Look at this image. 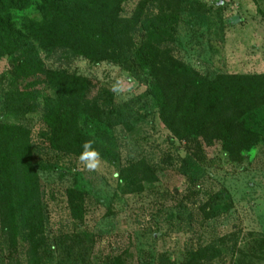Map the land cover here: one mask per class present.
<instances>
[{
    "label": "rangeland",
    "instance_id": "374dc122",
    "mask_svg": "<svg viewBox=\"0 0 264 264\" xmlns=\"http://www.w3.org/2000/svg\"><path fill=\"white\" fill-rule=\"evenodd\" d=\"M140 1L125 0L122 13L130 16ZM163 1L148 2L138 25L142 33L138 29L137 36L133 34L136 46L120 65L94 63L65 51L51 54L35 43L45 65L87 76L93 83L90 96L103 97L106 90L112 103L102 118L82 116L78 122L98 147L101 164L95 171L85 169L75 155L44 146L38 113L22 120L36 142L33 161L41 183L45 227L36 252L21 240L18 251L9 253L0 236V264H102L115 255L124 264H183L188 251L209 244L214 245L215 256L199 264H243L231 248L232 239L237 235L238 245L247 244L241 248L246 254L256 235L264 233V105L238 120L259 137L243 152L245 170L234 171L220 152L203 163L187 159L182 143L171 141L159 119L143 82L146 62L136 50ZM178 1V20L167 28L168 46L187 69L209 78L264 72V0ZM14 14L16 19L39 18L35 3ZM14 88L3 57L0 120L10 123L20 122V117L2 112L1 107L5 93ZM54 95L45 90L38 100ZM140 160L163 168L159 181L132 184L119 178L117 171ZM253 264L264 260L254 259Z\"/></svg>",
    "mask_w": 264,
    "mask_h": 264
},
{
    "label": "trees",
    "instance_id": "16d2710c",
    "mask_svg": "<svg viewBox=\"0 0 264 264\" xmlns=\"http://www.w3.org/2000/svg\"><path fill=\"white\" fill-rule=\"evenodd\" d=\"M124 1L0 0V59L6 58L10 81L15 84L5 93L1 110L21 120H0V236L9 253L18 251L21 240L34 246L30 250L36 252L45 227L41 183L33 161L36 142L22 120L38 113L44 146L79 157L83 143L92 141L79 129L80 117L100 119L112 103L106 90L103 97L90 96L93 83L87 76L45 65L35 43L51 54L65 51L94 63L123 64L136 46L133 34L136 37L138 29L142 33L138 25L146 6L154 0H141L130 16L122 13ZM34 3L39 18L14 17L16 11ZM178 7V0L163 1L150 28L138 39L136 50L146 62L144 85L171 141L182 143L187 159L203 163L220 152L234 171H243V152L259 137L238 120L264 105V72L221 73L209 78L187 69L168 46L171 32L167 28L177 22ZM45 90H52L54 97L39 101ZM93 147L98 150L94 142ZM161 170L140 160L116 173L133 184L159 181ZM237 238L232 239L235 243L231 247L240 254L237 260L243 264L264 260V233L256 235L251 252L246 254L241 248L247 244L238 245ZM247 240L246 236L244 242ZM213 256L215 247L209 244L188 251L183 264L208 262ZM102 264L124 263L115 255L104 258Z\"/></svg>",
    "mask_w": 264,
    "mask_h": 264
},
{
    "label": "clouds",
    "instance_id": "9594fccd",
    "mask_svg": "<svg viewBox=\"0 0 264 264\" xmlns=\"http://www.w3.org/2000/svg\"><path fill=\"white\" fill-rule=\"evenodd\" d=\"M82 149L78 158L80 163L89 171L98 170L101 164V157L98 150L93 147V141H85L82 145Z\"/></svg>",
    "mask_w": 264,
    "mask_h": 264
}]
</instances>
